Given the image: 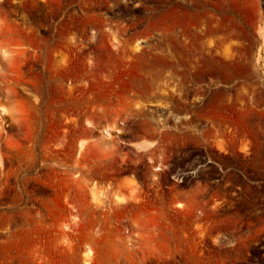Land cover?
<instances>
[{
    "label": "rangeland",
    "instance_id": "374dc122",
    "mask_svg": "<svg viewBox=\"0 0 264 264\" xmlns=\"http://www.w3.org/2000/svg\"><path fill=\"white\" fill-rule=\"evenodd\" d=\"M0 264H264V0H0Z\"/></svg>",
    "mask_w": 264,
    "mask_h": 264
}]
</instances>
